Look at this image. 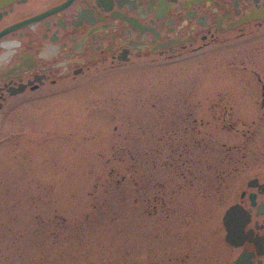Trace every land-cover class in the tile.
<instances>
[{
  "label": "rangeland",
  "instance_id": "1",
  "mask_svg": "<svg viewBox=\"0 0 264 264\" xmlns=\"http://www.w3.org/2000/svg\"><path fill=\"white\" fill-rule=\"evenodd\" d=\"M239 44L99 65L19 106L0 143V264H221V154L245 144L221 103L260 97L229 72Z\"/></svg>",
  "mask_w": 264,
  "mask_h": 264
},
{
  "label": "flooded vegetation",
  "instance_id": "2",
  "mask_svg": "<svg viewBox=\"0 0 264 264\" xmlns=\"http://www.w3.org/2000/svg\"><path fill=\"white\" fill-rule=\"evenodd\" d=\"M232 43L250 67L229 72L253 77L247 93L260 97L221 103V120H233L245 143L221 154V264H264V0H0V143L19 106L60 100L99 65L172 61Z\"/></svg>",
  "mask_w": 264,
  "mask_h": 264
},
{
  "label": "water",
  "instance_id": "3",
  "mask_svg": "<svg viewBox=\"0 0 264 264\" xmlns=\"http://www.w3.org/2000/svg\"><path fill=\"white\" fill-rule=\"evenodd\" d=\"M232 209H233L232 207H231V208H229V209H228V211H227V214H230V213H231V211H232ZM227 238H228V239H230V237H229V232H228Z\"/></svg>",
  "mask_w": 264,
  "mask_h": 264
}]
</instances>
